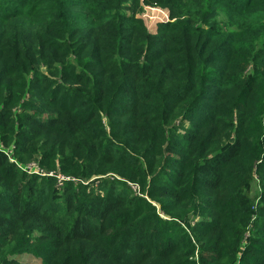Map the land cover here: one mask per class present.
Here are the masks:
<instances>
[{
  "label": "trees",
  "instance_id": "trees-1",
  "mask_svg": "<svg viewBox=\"0 0 264 264\" xmlns=\"http://www.w3.org/2000/svg\"><path fill=\"white\" fill-rule=\"evenodd\" d=\"M142 3L0 0V264H264V0Z\"/></svg>",
  "mask_w": 264,
  "mask_h": 264
},
{
  "label": "rangeland",
  "instance_id": "rangeland-1",
  "mask_svg": "<svg viewBox=\"0 0 264 264\" xmlns=\"http://www.w3.org/2000/svg\"><path fill=\"white\" fill-rule=\"evenodd\" d=\"M143 1L144 0H140L141 5H142V8H141L142 10L138 13L137 16L143 20L144 24L146 25V27L150 33L156 34L159 22H162V21L165 22V21L169 20V12H167L168 13V20H164V17L161 14V9H164L163 7L158 6V5L146 6L142 3ZM164 10H167V9H164ZM220 19H221V21H224V18H220ZM228 28L230 31H238V27L234 24H228ZM23 168L29 174L37 172L38 174H44L45 173L47 175L49 174V176L53 175V176L58 178V183H61L60 177H62L64 180L70 178V177L61 176L62 174H59L58 172H45L44 170L40 169L36 163L27 164ZM70 179H72V178H70ZM77 182H79V181H76V183ZM131 187L133 188L135 193H140V188H139L138 184H131ZM252 190H253V195H255L256 191L259 189L257 187L256 188L252 187ZM247 236H248V234H247ZM22 261L28 262V261H31V258L30 259L29 258L23 259Z\"/></svg>",
  "mask_w": 264,
  "mask_h": 264
},
{
  "label": "crops",
  "instance_id": "crops-1",
  "mask_svg": "<svg viewBox=\"0 0 264 264\" xmlns=\"http://www.w3.org/2000/svg\"><path fill=\"white\" fill-rule=\"evenodd\" d=\"M168 11L167 10H164V9H161V14H162V16L164 17V20H168V13H167ZM164 21H162V22H159V24L160 23H163ZM166 22V21H165Z\"/></svg>",
  "mask_w": 264,
  "mask_h": 264
},
{
  "label": "built area",
  "instance_id": "built-area-1",
  "mask_svg": "<svg viewBox=\"0 0 264 264\" xmlns=\"http://www.w3.org/2000/svg\"><path fill=\"white\" fill-rule=\"evenodd\" d=\"M35 173H37V172H35ZM60 178H61V181L64 180L62 177H60Z\"/></svg>",
  "mask_w": 264,
  "mask_h": 264
}]
</instances>
